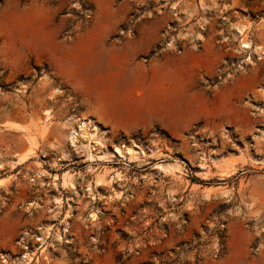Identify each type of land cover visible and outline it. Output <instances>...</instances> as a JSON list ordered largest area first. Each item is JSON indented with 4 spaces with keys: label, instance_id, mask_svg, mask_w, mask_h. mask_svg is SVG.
Here are the masks:
<instances>
[{
    "label": "rangeland",
    "instance_id": "rangeland-1",
    "mask_svg": "<svg viewBox=\"0 0 264 264\" xmlns=\"http://www.w3.org/2000/svg\"><path fill=\"white\" fill-rule=\"evenodd\" d=\"M215 6L0 0V264H264V46Z\"/></svg>",
    "mask_w": 264,
    "mask_h": 264
},
{
    "label": "crops",
    "instance_id": "crops-1",
    "mask_svg": "<svg viewBox=\"0 0 264 264\" xmlns=\"http://www.w3.org/2000/svg\"><path fill=\"white\" fill-rule=\"evenodd\" d=\"M213 3H215V7H217L219 11L228 12V20H235V15L242 13L241 11L244 7L243 3H239L238 0H212V4ZM260 21L254 22L249 20L247 15L240 19V21L235 20L236 23L240 24V26L246 30L245 32L250 31L255 34V43L264 46V25H262Z\"/></svg>",
    "mask_w": 264,
    "mask_h": 264
},
{
    "label": "bare ground",
    "instance_id": "bare-ground-1",
    "mask_svg": "<svg viewBox=\"0 0 264 264\" xmlns=\"http://www.w3.org/2000/svg\"><path fill=\"white\" fill-rule=\"evenodd\" d=\"M242 48L247 49L249 48V43H242ZM9 125V124H8ZM82 125V124H81ZM86 126V123L83 124L81 127L84 128ZM8 127H10L13 130H17V129H22L19 125H15V124H10ZM23 130V129H22ZM31 151H27L25 154L20 155V157L18 158V161L16 164H24L28 161L29 157H30ZM169 172H172L171 169H167ZM226 173V172H225ZM224 173V174H225ZM228 173V172H227ZM65 178V177H64ZM23 260H25V262H31L32 260V255H25V257L23 258Z\"/></svg>",
    "mask_w": 264,
    "mask_h": 264
}]
</instances>
